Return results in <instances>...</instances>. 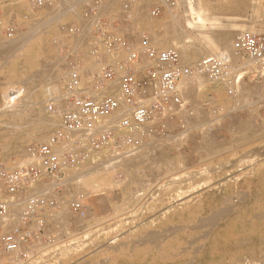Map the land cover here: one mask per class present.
Here are the masks:
<instances>
[{
    "label": "rangeland",
    "instance_id": "rangeland-1",
    "mask_svg": "<svg viewBox=\"0 0 264 264\" xmlns=\"http://www.w3.org/2000/svg\"><path fill=\"white\" fill-rule=\"evenodd\" d=\"M4 1L0 44L11 40L2 31L8 25L17 28L12 39L39 31L10 60L0 57V172L27 164V149L43 144L58 124L47 105L60 94L69 66L94 69L91 27L97 18L124 16L123 35L135 41L147 35L160 49H204L194 60L180 55L184 65L229 52L239 32L264 33V0H220L244 2L241 10L195 0L186 12L169 10L163 0H86L71 11L64 0L41 9L30 0ZM126 1L131 4L123 12ZM154 8L160 9L156 18ZM71 27L76 33H68ZM219 31L229 38L222 50L206 44ZM203 82L184 97L185 129L170 125L168 134L152 138L136 155L100 156L82 169L84 177L65 181L68 174L57 186L46 183L45 190L56 186L59 206L43 212L42 228L35 221L28 228L31 264H264V86L246 81L228 96ZM244 86L255 93L245 97ZM12 110L20 112L13 120L6 114ZM39 125L45 137L31 138ZM0 199H7L1 181ZM73 200L83 205L84 216L70 211ZM18 210L13 223L22 229ZM205 217L216 219L213 229L199 224Z\"/></svg>",
    "mask_w": 264,
    "mask_h": 264
},
{
    "label": "built area",
    "instance_id": "built-area-1",
    "mask_svg": "<svg viewBox=\"0 0 264 264\" xmlns=\"http://www.w3.org/2000/svg\"><path fill=\"white\" fill-rule=\"evenodd\" d=\"M30 1L39 9L58 2ZM130 4L125 2L123 12L129 11ZM163 5L186 12L195 0H163ZM159 14V8L151 12L152 18ZM123 20L124 16H102L94 21V69L86 72L69 66L60 94L47 105L48 113L58 115V124L43 144L27 149V164L0 172L7 196L0 199V258L5 264L33 262L28 255L31 243L25 238L28 228L32 221L42 228L43 212L59 206L56 186L52 191L44 189L49 182L58 184L60 178L79 172L100 156L135 154L152 138L168 134L170 125L185 129L184 92L189 83L220 86L228 96L246 81L264 86V33L239 32L229 52L184 65L173 47L160 49L144 34L138 41L123 35ZM2 31L12 39L17 28L8 25ZM68 33H76L75 28ZM14 208L20 211L22 229L14 226ZM68 208L75 215H85L77 200L69 202Z\"/></svg>",
    "mask_w": 264,
    "mask_h": 264
},
{
    "label": "bare ground",
    "instance_id": "bare-ground-1",
    "mask_svg": "<svg viewBox=\"0 0 264 264\" xmlns=\"http://www.w3.org/2000/svg\"><path fill=\"white\" fill-rule=\"evenodd\" d=\"M59 1V0H58ZM62 0H60V2H61ZM65 1V7H67L70 11L72 10V7L73 6H75L76 4H78V3H81V2H83V1H86V0H64ZM64 1H62L63 3H64ZM209 2L207 3L208 5H210L211 7H213V9H218L219 10V8H223V7H231V8H234V9H236V10H241V8L243 7V6H245V3L244 2H240V3H224V2H221L220 0H208ZM60 5H62V4H60ZM62 7V6H61ZM64 8V7H63ZM67 8H65V9H67ZM71 8V9H70ZM67 9V10H68ZM225 10V9H224ZM60 11H62V8H60ZM59 11V12H60ZM63 11H65L64 9H63ZM62 12H60V14H61ZM197 13V12H196ZM65 14V13H64ZM199 14V13H198ZM59 15V14H58ZM133 15L137 18L139 15H141V6L140 5H138V8H135V10L133 11ZM200 18H201V16H199ZM200 20V19H199ZM204 20H206V19H204ZM212 20V19H211ZM42 21V20H41ZM40 21V22H41ZM207 21H209V20H207ZM225 21V20H224ZM223 21V22H224ZM43 22V21H42ZM217 22V21H216ZM37 23V22H36ZM189 22L187 21V24H188ZM195 23V22H194ZM191 24L192 23H189L188 24V26L190 25L191 26ZM196 24H198V23H196ZM200 24V23H199ZM221 24V23H220ZM39 25H41L40 23H39ZM193 25V24H192ZM35 26H38V24L37 25H35ZM187 26V27H188ZM200 26V25H199ZM201 26H202V21H201ZM212 26V25H211ZM33 27V26H32ZM43 27V26H42ZM156 27H158V25H156V26H153V28H156ZM197 27V26H196ZM213 27V26H212ZM193 28V27H192ZM191 28V29H192ZM201 28V27H200ZM30 29V28H29ZM171 29H172V27H171ZM202 29V28H201ZM38 29L35 27V29L34 28H32V29H30V31L28 30V32H26V33H24L23 34V36H21V37H15L14 39H11V40H6L7 41V43H5V44H0V57H2L3 58V61H8V60H10L11 58H13V56H14V53L15 52H18L19 50H22V49H24L27 45H28V43L31 41V39L36 35V32H38L37 31ZM218 33V32H217ZM224 33V32H223ZM251 33H256V32H251ZM186 35V34H185ZM213 35V34H212ZM215 35V34H214ZM187 37V36H186ZM210 39V38H209ZM212 39V38H211ZM184 40V39H183ZM214 40V39H213ZM152 41V40H151ZM154 41V42H153ZM152 41V43H158L156 40H153ZM228 41H229V38H228V34L226 33H224V34H220V31H219V36L216 38V41H214V43H206L207 45H209V44H213V45H216V46H218V47H220L221 46V49L220 50H222L223 48L222 47H227V43H228ZM161 44V43H160ZM186 46V45H185ZM183 47V48H181V50H180V55H181V58L183 59H185V60H194V59H197L200 55H201V53L204 51V49L201 47V46H194L193 45V47H191L190 48V46L189 47ZM182 47V46H181ZM179 50V49H178ZM204 56H206V55H204ZM203 57V56H202ZM201 57V58H202ZM200 59V58H199ZM203 59V58H202ZM0 60H2V59H0ZM182 62V61H181ZM187 62V61H186ZM194 62V61H193ZM197 62V61H196ZM183 63V62H182ZM184 64V63H183ZM190 64V63H189ZM189 64H186V65H189ZM47 68V67H46ZM50 69V68H49ZM54 72V71H53ZM37 73H38V71H37ZM52 73V72H51ZM35 74V73H34ZM51 75H53V74H51ZM35 76V75H34ZM33 76V77H34ZM36 77V76H35ZM29 79V78H28ZM36 80L38 79V78H35ZM48 79V78H47ZM196 84V81L194 82V83H189L186 87H185V92H184V97H187L188 95L190 96V91H191V87L193 86V85H195ZM244 88H245V86H244ZM247 91H248V96L249 95H253L254 93H255V91H254V89H252V88H250V87H246L245 88V97L247 96ZM19 92H24V91H21V90H19ZM264 94V93H263ZM32 97V96H31ZM30 97V98H31ZM237 97H239L238 95L235 97V98H237ZM241 97H243V96H241ZM36 98V96H34V99ZM256 98V97H255ZM233 98H231V97H229V100H232ZM264 101V100H263ZM22 102V101H21ZM240 103V102H239ZM255 103V102H254ZM232 104H233V102H232ZM234 104H235V102H234ZM31 105H32V102H31ZM235 105H237V104H235ZM17 106V105H16ZM22 107V106H21ZM236 107L237 108H239L238 106H235L234 108L236 109ZM233 109V108H232ZM23 110V109H22ZM32 111L34 112V110L32 109ZM7 112H9V113H6V114H8L9 115V119H15V118H17L18 117V113H20L19 111H14V110H12V111H7ZM192 116V115H191ZM33 118V117H32ZM28 120H29V118H28ZM24 123V122H23ZM9 124V123H8ZM1 125V124H0ZM7 126V125H6ZM6 126H5V128H6ZM12 126V125H11ZM20 127V126H19ZM242 127H244V126H242ZM15 128V127H14ZM17 128V127H16ZM239 128V127H238ZM3 129V128H2ZM8 129V128H7ZM45 128L42 126H40L39 125V127L33 132V134L31 135V138H34V139H42L43 137H45ZM47 135V134H46ZM1 136V135H0ZM169 139V138H168ZM148 144V143H147ZM18 152V151H17ZM26 152V151H25ZM136 155V154H135ZM115 158V157H114ZM114 158H110V161H111V159H113V161H114ZM118 158V157H117ZM117 158H115L116 160H117ZM119 158H120V156H119ZM118 158V159H119ZM122 158V157H121ZM108 159H109V157H108ZM107 160V159H106ZM109 161V162H110ZM113 161H111V162H113ZM108 162V161H107ZM116 162H118V161H116ZM121 162V161H120ZM114 164H115V162H113ZM122 163V162H121ZM120 163V164H121ZM109 164V163H108ZM55 185H57L56 183H54ZM235 207H237V209L239 210L240 208H241V206L238 204V205H235L233 208H235ZM216 219H214V218H211V217H205V218H203V219H201V221L199 222V224L202 226V227H208V228H210V229H213L214 228V225L216 224ZM163 233V232H162ZM204 237V236H203ZM146 238V237H145ZM162 238V237H161ZM158 240V239H157ZM198 240V239H197ZM192 241V240H191ZM193 241H195V240H193ZM143 242V241H142ZM148 242V241H147Z\"/></svg>",
    "mask_w": 264,
    "mask_h": 264
},
{
    "label": "crops",
    "instance_id": "crops-1",
    "mask_svg": "<svg viewBox=\"0 0 264 264\" xmlns=\"http://www.w3.org/2000/svg\"><path fill=\"white\" fill-rule=\"evenodd\" d=\"M101 160H99V162H100ZM101 163V162H100ZM98 165H96V166H99V163H97ZM96 168V167H95ZM87 170H85V171H80V172H77V173H75V174H69L68 176H67V178L65 179V181H70V180H75V179H78V178H82V177H84L85 175H87ZM53 185V184H52ZM55 185V184H54ZM57 186V185H56Z\"/></svg>",
    "mask_w": 264,
    "mask_h": 264
}]
</instances>
